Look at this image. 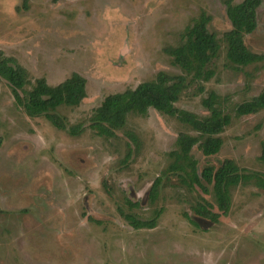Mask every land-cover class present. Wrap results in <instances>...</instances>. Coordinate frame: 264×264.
Instances as JSON below:
<instances>
[{
    "label": "rangeland",
    "instance_id": "374dc122",
    "mask_svg": "<svg viewBox=\"0 0 264 264\" xmlns=\"http://www.w3.org/2000/svg\"><path fill=\"white\" fill-rule=\"evenodd\" d=\"M225 1L0 0V59L12 58L25 70V91L39 79L48 86L72 74L86 80L78 107L57 108L65 127L59 130L44 116H27L0 78V264H264L263 190L252 183L232 188L229 212L222 215L212 186L203 183L205 194L182 183V173L162 175L177 137L197 135L190 127L153 109L130 115L110 138L89 127L107 96L160 72L182 76L166 49L181 44L184 30L205 13L220 45L211 67L215 75L202 84L203 93L191 84L175 107L206 117L202 100L214 92L231 123L220 135L218 154L204 157L195 146L191 155L199 174L231 160L239 171L264 178V110L234 114L264 90L263 63L238 67L227 60ZM244 44L264 55V0ZM73 127L79 132L71 134ZM206 203L219 214L216 222L195 215L193 209ZM156 212L151 230H135L122 216L149 221Z\"/></svg>",
    "mask_w": 264,
    "mask_h": 264
},
{
    "label": "trees",
    "instance_id": "16d2710c",
    "mask_svg": "<svg viewBox=\"0 0 264 264\" xmlns=\"http://www.w3.org/2000/svg\"><path fill=\"white\" fill-rule=\"evenodd\" d=\"M56 3L59 0H51ZM261 0H242L233 4L225 1L226 15L230 23V30L223 34L226 45V58L235 66L246 67L255 63H263L264 55H257L248 51L244 44V37L252 34L257 27V10ZM210 17L201 13L187 27L182 34V43L174 48H167L166 53L172 58L173 64L182 72L181 76H170L157 73L152 81L140 83L134 89L107 96L100 106L93 110L90 117V129L100 137H113L114 131L125 127L130 115L146 116L149 109H153L163 116L175 118L196 132V136L180 134L176 140V150L169 153L172 163L162 173H182V183L189 189L199 187L203 193H208L206 185L212 186L217 209L222 215H227L230 209V190L240 184H254L264 191V178L258 173L239 171L231 160H224L217 168L207 166L198 173L197 161L191 155L193 147L197 146L204 157L219 153L222 147L220 135L231 123V116L218 107V95L209 92L202 100L203 107L209 115L199 118L195 114L175 107L182 93L191 84H197L198 93L204 92L203 83L209 82L215 75L211 68L220 48L216 36L209 32L207 26ZM0 78L8 82L17 105L23 107L29 117L44 116L55 128L62 130L64 124L55 114L57 108L78 107L86 98V80L72 74L57 86H48L44 79H39L31 90L25 91L27 77L25 70L15 64L12 58L0 59ZM20 92L23 97L20 96ZM264 110V90L250 101L236 106L235 117H244ZM80 127L69 129L71 134L79 132ZM77 131V132H75ZM261 160L264 161V142L262 143ZM161 177H158L149 193V200L157 198ZM130 208L138 204L126 201ZM212 206L198 205L194 213L199 218H207L216 222L219 214L213 213ZM160 212H156L149 221L138 220L130 214L122 213L123 218L135 230H151L156 227ZM188 216V215H186ZM188 220L196 223L187 217Z\"/></svg>",
    "mask_w": 264,
    "mask_h": 264
}]
</instances>
